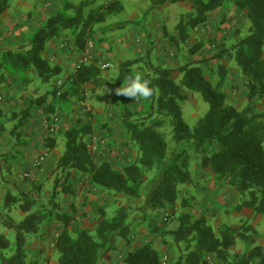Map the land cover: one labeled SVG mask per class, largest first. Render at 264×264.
Listing matches in <instances>:
<instances>
[{
    "label": "rangeland",
    "instance_id": "1",
    "mask_svg": "<svg viewBox=\"0 0 264 264\" xmlns=\"http://www.w3.org/2000/svg\"><path fill=\"white\" fill-rule=\"evenodd\" d=\"M38 1L45 8L51 9L52 15L63 12L66 17L76 16V7L81 3L86 5L81 12L80 24L64 30L60 36L65 50L62 61L64 68L61 66V74L50 83H43L36 74H33V78L29 76L25 79L24 71H0V106L6 113L4 122L7 127L0 146V214L7 213L17 222L26 215L20 209L22 202L9 208L4 206L7 193L19 200L24 198V193H29L28 199L34 201L31 210L46 214L39 232L26 245L28 260L37 261L38 264H57L54 244L64 228V223L57 215L71 217L69 230L85 229L94 233L101 219V210L110 217L122 206L132 207L129 216V219L134 220L131 245L126 246L124 241L118 239L102 252L100 264H123V257L129 249L147 243H152L159 250L161 258H166V264H172L177 256V249L171 236L165 234L178 227V216L182 213L192 218L206 217L217 234L227 227L244 232L264 250L262 216L249 208L237 209L240 200L234 189L226 185L210 168H203L200 158L195 154L189 160L191 181L180 186L175 209L169 207L163 211L144 212L138 208L142 206L143 198L133 199L94 188L87 175L75 171L71 179L74 193L58 194V206L55 209L50 203L55 179L60 174L56 170V163L64 150L66 130L91 125L92 132L85 140L95 162L108 161L114 168L122 169L135 160L137 153L122 124L123 110L127 109L133 114L132 120L150 124L145 118L150 107L147 98L138 97L135 100L124 95L123 103H117L114 94L105 86L97 88L85 85L80 96L64 102L55 100V108H48L54 102V88H59V93L63 92L66 80L74 76L79 65L90 63L84 62L85 51L79 50L76 45L79 34L84 35L87 43H93L90 51L92 62L97 65L108 62L112 65L108 69L100 67L102 77L107 82L117 78L119 66L127 60H139L133 67L136 72L147 71L142 59L148 46L149 33L152 41L151 61L154 66L170 69L172 79L180 82L181 68L187 63H196L205 76L226 94V104L242 110L247 104L245 78L235 62L234 45L249 34L250 22L246 11L238 9L232 0H228L218 10L210 13L203 25L188 28L187 39L182 41L177 26L180 18L192 11L189 3H167L146 14L148 0H10L9 10L27 12L34 9ZM110 3H117L119 10L106 13L104 7ZM33 15L34 12L30 11L26 17L32 19ZM91 16L96 20L89 22ZM2 35L0 32V38ZM27 42L28 40L23 45L27 46ZM5 51L7 50L0 49V59ZM220 66L226 69V74ZM182 92L186 96L180 102L183 117L190 127H194L198 119L206 114L208 105L199 95L185 89ZM42 96L47 98L45 108L35 107L38 111L36 119L29 125L33 132L34 126L40 122L41 134L37 140L33 138V134L32 138H28L23 129L24 123L19 131V138L15 141L10 134L15 124L11 115ZM263 111L264 99L257 103L255 112ZM54 117L59 119L58 125L54 133L47 135L44 122ZM161 120L163 126H157V130L164 134L169 150L172 151L175 143L171 139L169 123L164 118ZM49 138L55 142L53 150L46 148L45 141ZM42 146L45 149L41 150ZM213 148V144L206 145L203 151L210 153ZM39 157H44L47 161L35 171L32 164ZM25 173H30L31 177H26ZM154 178V172L146 175V192ZM36 185L40 186L39 191L34 189ZM0 233L13 242V232L4 228L1 222ZM252 247L250 242L238 237L231 253H248ZM205 260L206 264H222L213 255H207Z\"/></svg>",
    "mask_w": 264,
    "mask_h": 264
},
{
    "label": "trees",
    "instance_id": "2",
    "mask_svg": "<svg viewBox=\"0 0 264 264\" xmlns=\"http://www.w3.org/2000/svg\"><path fill=\"white\" fill-rule=\"evenodd\" d=\"M146 14L167 3H189L192 11L180 18L177 31L182 41L187 39L188 28L203 25L210 13L218 10L228 0H148ZM235 6L246 11L250 22L249 34L234 45L235 62L245 78L247 104L242 110L226 104V94L219 90L204 74L196 63H187L181 68L182 77L176 82L171 77L170 69H162L151 61L152 41L147 33L148 46L143 57L147 71L138 73L134 65L139 60H127L119 66V74L114 81L107 82L95 62L79 65L74 76L65 82V90L52 91L53 103L48 108H55V100L67 101L78 97L85 85L97 88L107 87L113 94L115 102L123 103L124 95L118 92L128 77L140 75L150 81L153 94L149 113L145 121L132 120L133 114L123 110L122 124L129 141L136 148V158L122 169L114 168L110 162L97 163L85 138L92 132L91 125L73 127L65 131L63 153L57 160L56 170L60 172L54 182L50 203L57 208L58 194L72 195L73 172L87 175L94 188L124 195L133 199H144L140 210L163 211L174 208L179 199L180 186L191 181L189 160L192 154L200 158L203 168H210L223 182L232 187L240 203L237 209L249 208L264 220V111L256 113L257 103L264 99V0H232ZM86 3L76 7L74 17H66L63 12L50 16L45 25L28 39L27 46L21 45L16 50H7L0 59V71L10 69L12 72L34 69L43 83L61 74L59 65H52L42 56L48 43L60 38L64 30L80 24L81 12ZM10 7V0H0V16ZM106 13L118 11L117 3L104 7ZM101 20L103 17L100 16ZM96 20L91 16L90 21ZM79 50L85 51L87 42L84 35L76 38ZM224 74L225 68L220 66ZM197 94L207 103L206 114L198 119L194 127L185 121L180 102L186 99L183 90ZM47 98L42 96L29 106L14 112L11 120L15 121L10 134L16 141L19 131L26 120L31 117V108L44 107ZM155 116V117H154ZM6 113L0 106V146L6 136L7 127L4 119ZM162 118L170 127V135L175 148L170 151L168 142L157 126H163ZM213 150L205 153L203 148L212 145ZM46 148L53 150L55 142L50 138L45 141ZM155 173L150 189L146 192V175ZM39 191L40 186H34ZM24 193L22 200L10 193L4 198V206L9 208L22 202L20 209L26 214L17 222L9 214L1 213V225L13 232V242L0 233V264H38L28 260L26 245L36 235L43 224L46 214L32 211L34 201ZM183 205L185 202L183 201ZM132 207L122 206L112 216L100 211L101 219L94 233L85 229L69 230L71 217L57 215L64 223V228L54 244L57 264H100L102 252L111 247L118 239L131 245L133 219H129ZM144 218V216H143ZM144 220V219H142ZM177 249V256L172 264H206V256L213 255L222 264H264V250L253 238L244 232L227 227L217 234L206 217L192 218L186 213L178 216V227L168 231ZM252 244L248 253H231L236 238ZM158 249L152 243L139 244L129 249L123 264H162Z\"/></svg>",
    "mask_w": 264,
    "mask_h": 264
},
{
    "label": "crops",
    "instance_id": "3",
    "mask_svg": "<svg viewBox=\"0 0 264 264\" xmlns=\"http://www.w3.org/2000/svg\"><path fill=\"white\" fill-rule=\"evenodd\" d=\"M45 8V6L38 1L35 5L34 9H31L27 12L33 11L34 15L32 19H28L27 12H21L19 10H8L4 12L0 16V32H2V36L0 38V49L6 50H15L21 45H23L28 39H31L33 34L42 26L45 25L47 19L52 16L50 10ZM64 48L61 44V37L54 39L48 43L45 51L42 56L45 60H47L52 65H59L64 68L62 65ZM25 75L23 76L25 79L29 76L33 78V74H36L34 69H29L25 71ZM37 110L35 108H31V117L26 120L24 132L28 134V138H33L35 140L38 139V136L41 134L40 122L35 125L34 130L32 132L29 125L33 123V120L36 119ZM33 134V136L31 135ZM41 150L45 149L44 146L40 148ZM47 160L44 161V163ZM31 166V165H30Z\"/></svg>",
    "mask_w": 264,
    "mask_h": 264
},
{
    "label": "clouds",
    "instance_id": "4",
    "mask_svg": "<svg viewBox=\"0 0 264 264\" xmlns=\"http://www.w3.org/2000/svg\"><path fill=\"white\" fill-rule=\"evenodd\" d=\"M149 85L150 81L142 79L140 75L128 77L127 83L118 88L121 89L118 93L135 100L138 97L148 98L153 94V89Z\"/></svg>",
    "mask_w": 264,
    "mask_h": 264
},
{
    "label": "built area",
    "instance_id": "5",
    "mask_svg": "<svg viewBox=\"0 0 264 264\" xmlns=\"http://www.w3.org/2000/svg\"><path fill=\"white\" fill-rule=\"evenodd\" d=\"M92 48H93V43L88 42L84 52V62H92L93 59L92 56L90 55V51ZM98 66L101 67L102 69H108L112 67V65L108 62H104V63L100 62ZM58 120H59L58 118L54 117L44 122V130L47 135H51L52 133L55 132L56 127L58 125ZM44 161H45L44 157H39L38 159H36L32 164L33 170L36 171L37 169H39L44 164ZM25 176L30 178L31 174L25 173ZM162 264H166V258L163 259Z\"/></svg>",
    "mask_w": 264,
    "mask_h": 264
}]
</instances>
